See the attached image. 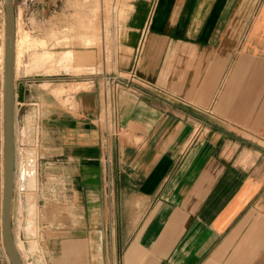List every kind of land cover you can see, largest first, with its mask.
Here are the masks:
<instances>
[{
	"label": "crops",
	"instance_id": "0c3cea01",
	"mask_svg": "<svg viewBox=\"0 0 264 264\" xmlns=\"http://www.w3.org/2000/svg\"><path fill=\"white\" fill-rule=\"evenodd\" d=\"M140 40L109 149L98 88L42 106L34 264H264V0L136 7L109 72L128 73Z\"/></svg>",
	"mask_w": 264,
	"mask_h": 264
},
{
	"label": "rangeland",
	"instance_id": "374dc122",
	"mask_svg": "<svg viewBox=\"0 0 264 264\" xmlns=\"http://www.w3.org/2000/svg\"><path fill=\"white\" fill-rule=\"evenodd\" d=\"M155 1L14 0L15 31L21 42L20 63L16 69L14 86L15 88L16 86L19 88L25 86L26 96L29 95L30 98L27 104H22L21 99L15 100L14 184L11 224L13 219L14 240L22 241V247L19 244L21 248L19 255L22 256L24 264H34L33 259L35 257L42 261L44 259L39 247L40 236L37 226L39 180L36 184H31L32 186L30 184L27 186V182H24L25 189L21 190H28L27 194L20 191V182L17 181L16 177V173H18L17 163L26 164L33 159L34 162L32 163L36 167L38 166L37 126L42 106L59 102L67 107L74 101L71 96L76 92L91 87L100 90L99 84L94 86L92 81L96 83L101 81L104 74L108 76L117 74L109 72L113 57L119 58L120 62L126 60L123 56L126 50L119 44V39L133 10L143 5L149 4L151 6ZM5 19L4 0H0V43L5 34ZM87 39L90 41L93 39V41L85 42ZM92 51H96L98 54L97 65L94 63ZM65 52H70V56L69 59L65 60L68 68L66 67L67 70L64 71L62 58ZM44 53L50 55L41 59ZM37 57H40V60L35 62ZM0 68L1 138V133H3L4 75L2 76V74H4V67L2 70L0 65ZM122 75L124 76V74ZM33 103H38V105ZM29 151L34 155L30 156ZM0 152V183H2L3 144L1 140ZM32 192L33 194H31ZM30 230L32 232H29ZM3 263L7 264L5 260Z\"/></svg>",
	"mask_w": 264,
	"mask_h": 264
},
{
	"label": "water",
	"instance_id": "95a60500",
	"mask_svg": "<svg viewBox=\"0 0 264 264\" xmlns=\"http://www.w3.org/2000/svg\"><path fill=\"white\" fill-rule=\"evenodd\" d=\"M5 55L3 84V185L1 206V233L4 248L10 264H23L12 234L11 211L13 200L14 172V124H15V86H14V47H15V9L14 0H4Z\"/></svg>",
	"mask_w": 264,
	"mask_h": 264
},
{
	"label": "built area",
	"instance_id": "2783aa9c",
	"mask_svg": "<svg viewBox=\"0 0 264 264\" xmlns=\"http://www.w3.org/2000/svg\"><path fill=\"white\" fill-rule=\"evenodd\" d=\"M142 50L143 41L140 40L135 47L131 68L126 75L123 76L121 74H115L114 76H108L107 74H104L101 78V81H97V83L92 81L93 85L99 84L100 87L101 111L99 120L102 123V130L105 135L104 147L107 149H109V141L111 138L117 137L120 131V126L116 121V112L112 101L119 90L131 88V84L138 81L137 69L141 59ZM101 84L103 86H100ZM105 162H109V155L107 154L105 157ZM105 177L106 194L111 196L112 179L111 172L108 169L105 171ZM4 260L7 264H10L7 254L4 255Z\"/></svg>",
	"mask_w": 264,
	"mask_h": 264
},
{
	"label": "bare ground",
	"instance_id": "6f19581e",
	"mask_svg": "<svg viewBox=\"0 0 264 264\" xmlns=\"http://www.w3.org/2000/svg\"><path fill=\"white\" fill-rule=\"evenodd\" d=\"M16 32V31H15ZM89 42L90 39H87L85 42ZM93 39L90 41L92 42ZM20 40H19V37L17 35V32H16V36H15V47H14V75L16 74V69L20 63V53H21V48H20ZM88 44V43H87ZM4 55H5V34L2 36V42L0 43V65L2 67V70H3V67H4ZM47 55H50L49 53H44L43 56H41V59H44L46 58ZM69 56H70V52H65L64 53V56L62 58L63 60V70H67V61H65L66 59H69ZM37 60H40V57H37L35 59V62ZM67 67V68H66ZM1 69V68H0ZM2 74V72H1ZM4 74H2L3 76ZM2 79V78H1ZM59 90V89H58ZM66 91V90H65ZM60 93V92H58ZM57 93V95H58ZM62 93V92H61ZM60 93V94H61ZM60 96V95H59ZM14 129H15V124H14ZM14 141H15V132H14ZM37 143V142H36ZM29 155L30 156H33L34 154L31 153V151H29ZM34 162L33 159H31V161H28L26 164L25 163H15L17 168H18V173H16V177H17V181L20 182V191L23 192V193H27L28 194V190H21V189H25L24 187V182H27V186H29V184H36L37 182V167L34 165ZM13 182H14V172H13ZM14 184V183H13ZM32 186V185H31ZM35 186V185H34ZM36 188V186H35ZM34 191V190H33ZM20 192V193H21ZM22 193V194H23ZM30 193V192H29ZM33 194V192L31 193ZM36 194V193H35ZM26 195V194H25ZM29 196V195H28ZM31 197V196H30ZM30 199V198H29ZM32 200V199H30ZM34 200V199H33ZM32 200V201H33ZM35 202V201H34ZM31 204V203H30ZM29 204V205H30ZM28 205V206H29ZM30 209V207H29ZM32 209V208H31ZM29 232H32V230H30ZM31 234V233H30ZM16 238V237H15ZM20 240V239H19ZM15 241V245H16V248L17 250L20 252L21 248L19 247V244L21 246V240L18 241L17 239L14 240ZM22 247V246H21Z\"/></svg>",
	"mask_w": 264,
	"mask_h": 264
}]
</instances>
